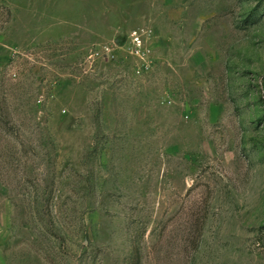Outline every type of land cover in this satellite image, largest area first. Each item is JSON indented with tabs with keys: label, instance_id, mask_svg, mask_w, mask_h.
<instances>
[{
	"label": "rangeland",
	"instance_id": "obj_1",
	"mask_svg": "<svg viewBox=\"0 0 264 264\" xmlns=\"http://www.w3.org/2000/svg\"><path fill=\"white\" fill-rule=\"evenodd\" d=\"M0 264H264V0H0Z\"/></svg>",
	"mask_w": 264,
	"mask_h": 264
},
{
	"label": "built area",
	"instance_id": "obj_2",
	"mask_svg": "<svg viewBox=\"0 0 264 264\" xmlns=\"http://www.w3.org/2000/svg\"><path fill=\"white\" fill-rule=\"evenodd\" d=\"M135 35H136V36H135V40H136L139 44H141V39H140V37L138 36L137 33H136Z\"/></svg>",
	"mask_w": 264,
	"mask_h": 264
}]
</instances>
